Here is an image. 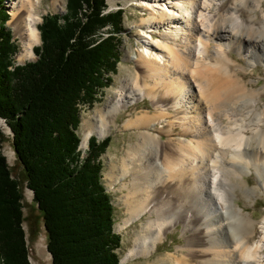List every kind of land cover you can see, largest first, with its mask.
I'll return each instance as SVG.
<instances>
[{
  "label": "bare ground",
  "instance_id": "1",
  "mask_svg": "<svg viewBox=\"0 0 264 264\" xmlns=\"http://www.w3.org/2000/svg\"><path fill=\"white\" fill-rule=\"evenodd\" d=\"M63 2L52 0V5L59 9ZM41 3H9L22 62L35 59L42 42ZM136 4L147 11L137 24L143 42L137 72L119 75L107 103L83 120L79 149L90 148L93 133L105 135L122 110L151 100L156 113L123 122L125 129L143 131L120 172L106 173L111 186L131 178L121 186L128 191L123 198L128 216L120 229L141 221L123 261L151 256L182 224L186 246L150 264H264V217L256 219L245 208L264 196V84L257 86L264 75L244 77L264 67V0Z\"/></svg>",
  "mask_w": 264,
  "mask_h": 264
},
{
  "label": "trees",
  "instance_id": "2",
  "mask_svg": "<svg viewBox=\"0 0 264 264\" xmlns=\"http://www.w3.org/2000/svg\"><path fill=\"white\" fill-rule=\"evenodd\" d=\"M67 10L44 16L37 59L17 64L20 45L0 9V116L13 132L53 264H125L103 183L110 138L92 136L87 156L79 152L82 107L94 105L118 73L125 12L107 11L108 0H67ZM4 138L0 128V264H31L24 192L1 150Z\"/></svg>",
  "mask_w": 264,
  "mask_h": 264
},
{
  "label": "rangeland",
  "instance_id": "3",
  "mask_svg": "<svg viewBox=\"0 0 264 264\" xmlns=\"http://www.w3.org/2000/svg\"><path fill=\"white\" fill-rule=\"evenodd\" d=\"M10 0H4L3 5L0 9L4 10L8 16V20L6 21L7 28L13 34L14 39L20 45V50L22 48V40L21 36L16 31L15 27L10 23L11 21V11L9 7ZM137 0H108V10L107 11H115L122 8L125 12V18L123 27L119 32L120 35V49L121 52V61L118 64V73L114 76L113 82L109 87L103 88L101 92L98 94V99L95 101L94 105H84L81 111V125L79 128V134L84 138V126L83 120L89 119L95 115V112L98 108L105 105L113 95V91L119 85V78L129 77L135 75L137 72V64L136 57L139 52V49L142 48V36H141V28L137 26L140 23L141 18L144 15H147V11L141 9L138 6ZM67 0H64L63 5L59 9H55L52 5V0H42L40 4V14L42 19L39 22V26L43 24L44 16L47 14H66L67 13ZM42 45V42L36 45L35 48ZM15 55L14 60L17 64H24L29 61H34L37 59L27 60L22 62L18 60V54ZM135 55V56H134ZM37 56V54H36ZM134 73V74H133ZM129 74V75H128ZM131 74V75H130ZM259 74L264 75V67L259 66L254 68V70H249L248 73L244 76L245 78H250L252 76H258ZM264 79H260L257 86L263 85ZM149 113L154 114L155 107L152 104L150 99H145L140 102H137L122 110L116 117V124L112 126V128L105 133L103 136H99L97 133H93L91 136H95L98 142L103 141L106 138H110V144L106 150V152L102 155V160L104 162L103 169V183L109 190L112 201L115 207V230L122 237V245L119 248L118 252L121 256V262L127 252V250L133 245L134 236L141 227V221L137 220L134 223L126 226L123 230L120 229L123 220L128 216L127 206L124 204L123 198L127 194V190L122 189V182H127L131 178L126 177L125 179L116 182L113 186L109 184V181L106 178L107 172H112V174L117 175L120 172V169L123 165V157L127 156V152L131 149L134 143L137 141L138 134H141L143 128L139 129V127L135 128H124L123 122L128 118L137 117L140 114ZM164 124V122H162ZM179 129V128H178ZM148 130H153L151 132L162 134L163 139H168V135L163 132L155 129L148 128ZM2 131V130H1ZM159 131V132H158ZM177 132V130H175ZM10 135V134H9ZM4 133V143L1 147L2 152L7 156L8 162L12 167V173L15 177L20 179V183L24 192L23 203L25 205L24 211L27 217L24 222L26 228V237L29 243V255L31 257L32 262L35 264H53L51 253L48 251L47 246V235L45 231V227L43 224V220L38 215V210L35 206H30L34 199V193L31 189L28 188L27 182L25 181L22 167L17 162V156L13 145V137ZM82 142V140H81ZM133 144V145H132ZM89 146V145H88ZM90 147V146H89ZM129 149V150H128ZM82 150V149H81ZM89 150V149H87ZM86 150V154L83 151L80 153L85 154V157L88 154ZM84 157V158H85ZM250 184L255 183V179L253 175L247 177ZM114 187V188H113ZM243 206H245V201L243 199L238 200ZM33 207V208H32ZM246 211L251 213L256 219H262L264 217V196L259 198L254 206H245ZM30 211H32L30 213ZM147 215L144 216L142 221H145ZM29 218V220H28ZM32 229L35 232H32ZM187 236L183 235V225L179 224L174 230L169 231L168 236L165 241L161 243L149 257H133L128 261L124 262L125 264H150L154 262L158 257L165 256L169 252H176L179 245L186 246L187 244ZM258 239V235H256ZM255 237L251 238V242L254 243Z\"/></svg>",
  "mask_w": 264,
  "mask_h": 264
},
{
  "label": "built area",
  "instance_id": "4",
  "mask_svg": "<svg viewBox=\"0 0 264 264\" xmlns=\"http://www.w3.org/2000/svg\"><path fill=\"white\" fill-rule=\"evenodd\" d=\"M0 126H1V130L3 133H6L9 135V132H12L10 126L8 125L7 121L5 118L1 117L0 116ZM24 228H25V225H24ZM26 230V228H25ZM31 264H35L34 262H32L31 260Z\"/></svg>",
  "mask_w": 264,
  "mask_h": 264
}]
</instances>
